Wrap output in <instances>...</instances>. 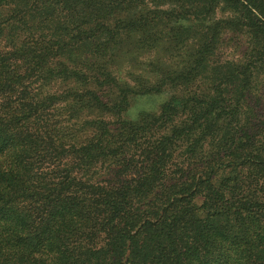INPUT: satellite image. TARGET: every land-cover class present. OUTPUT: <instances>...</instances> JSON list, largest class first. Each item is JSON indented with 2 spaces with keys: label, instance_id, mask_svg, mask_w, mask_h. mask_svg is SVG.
<instances>
[{
  "label": "trees",
  "instance_id": "16d2710c",
  "mask_svg": "<svg viewBox=\"0 0 264 264\" xmlns=\"http://www.w3.org/2000/svg\"><path fill=\"white\" fill-rule=\"evenodd\" d=\"M263 75L264 0H0V264H264Z\"/></svg>",
  "mask_w": 264,
  "mask_h": 264
},
{
  "label": "rangeland",
  "instance_id": "374dc122",
  "mask_svg": "<svg viewBox=\"0 0 264 264\" xmlns=\"http://www.w3.org/2000/svg\"><path fill=\"white\" fill-rule=\"evenodd\" d=\"M243 50V46L240 48H237V46L231 42V40H227L224 43V46L221 48L219 52V56L221 59H229V58H236L239 56V53ZM263 80H264V75H263ZM163 95L162 96H155L151 98H145L142 101H138V104L143 107L150 109L152 107H156L162 100H163Z\"/></svg>",
  "mask_w": 264,
  "mask_h": 264
}]
</instances>
